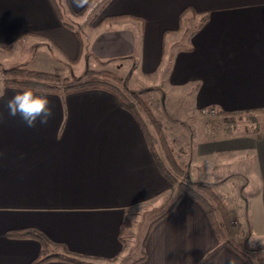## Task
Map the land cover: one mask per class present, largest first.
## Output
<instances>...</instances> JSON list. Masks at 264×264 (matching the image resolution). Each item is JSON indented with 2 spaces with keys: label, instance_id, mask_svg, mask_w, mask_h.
Returning a JSON list of instances; mask_svg holds the SVG:
<instances>
[{
  "label": "crops",
  "instance_id": "crops-1",
  "mask_svg": "<svg viewBox=\"0 0 264 264\" xmlns=\"http://www.w3.org/2000/svg\"><path fill=\"white\" fill-rule=\"evenodd\" d=\"M59 3L73 16L87 8L94 12L87 11L75 27L59 17L50 0H0V47L27 38L35 52L41 48L65 66L93 57L125 60L130 75L143 80L160 71L161 86L166 84L172 97L177 90L187 97L202 132L204 117L222 121L234 113H264V0ZM89 17L94 20L86 23ZM188 21L196 27L188 29ZM181 37H187L182 44ZM43 60L31 69L49 72L42 68ZM23 90L0 87L5 93L0 100L5 117L0 124V264H29L39 254L36 238L12 235L21 230L57 243L48 252L67 249L90 263H115L127 243L123 233L121 240L117 235L121 223L127 225L128 210L159 205L164 195H174L176 185L159 172L149 147L152 127L144 115L139 121L121 107L108 90L88 88L36 91L47 94L54 115L47 125L28 128L19 116L8 117L6 109V100ZM210 109L214 115L207 113ZM158 123L163 136L183 127L180 122ZM258 132L254 138L231 130L220 137L211 132L195 141L194 154L249 150L260 176L257 193L264 213V132ZM185 167L188 174L191 160ZM187 176L207 183L217 195L229 180L227 174L225 180L211 181ZM241 187L235 189L238 194ZM181 192L175 193L173 208L168 210L172 199L147 222L139 254L128 264H228L229 259L249 264L245 252L215 237L203 206ZM42 264L72 263L54 259Z\"/></svg>",
  "mask_w": 264,
  "mask_h": 264
},
{
  "label": "rangeland",
  "instance_id": "rangeland-1",
  "mask_svg": "<svg viewBox=\"0 0 264 264\" xmlns=\"http://www.w3.org/2000/svg\"><path fill=\"white\" fill-rule=\"evenodd\" d=\"M50 1L56 9L52 0ZM59 1L60 0L57 2L59 17L64 22L75 27L81 26L76 21H83L82 18L84 19L86 17L85 13L91 8L85 9V6L83 15L73 16L66 12L65 7L62 3H59ZM91 12H94L93 8L91 9ZM95 12H97V15L98 13H101V10H95ZM73 18L76 19L74 20ZM92 20H94V18L89 17L85 22L89 23ZM193 27H196V22L190 21L187 24V28L193 29ZM185 32H187V30ZM185 38L181 37L180 44L187 40V37ZM83 39L85 40V38ZM32 43V40L24 38L15 43L9 44V46L0 47V87L4 86V75L2 73L4 69L10 67H24L25 69H31L32 67L35 68L36 66L40 67L42 65L40 64V60H43V57H45V60H43L45 67L42 68H47L49 72L59 76L60 79H63L62 82L59 83L60 86H63L66 83L65 81L73 82V80L79 77L85 69L96 70L102 74H108L111 77H127L128 79L125 80L124 84L120 83L117 85L121 87L125 86L124 88L128 91H141V93H138V96L141 97L142 104L144 102L147 107V112L152 119H154L153 121L147 119L148 124L152 127L150 132L154 133L149 136V141L153 150L164 160V162L165 156L158 143L155 124H157L158 121H160L161 124L166 122L169 124L180 122L183 127L176 128L177 134L166 133L163 136V139L169 146L170 151L172 152L171 155L177 165L184 171L186 170L185 166L187 160H191L192 167H188L187 175L204 179L209 178L208 181L214 179L225 180V175L227 174V176H229V180L220 187L219 195L213 192L217 198L212 199L208 195L204 196L207 204L210 202L209 206L214 209L211 208L213 212V214H211L214 216V220L219 222V225L217 226V230L220 234L219 239L222 241L227 240L229 242L228 244L232 246V249L237 248L245 252L247 254L245 258L249 264H264V213L261 207L262 203L260 196L257 193L260 176L259 172L256 170L254 156H251L250 151L247 149L234 153L214 152L211 156L205 157L194 154L196 140L197 142H202L204 135L210 134L211 132L213 135L215 134L217 137H220L223 132L227 131L224 129L225 127L222 126L220 117H204V119L200 120V123H205L202 125L204 126L202 132L200 129L201 125L197 122V116L194 117L196 113L189 108L190 105L187 97L180 96L179 90H177V92L174 91L172 97L170 95V90H168L169 87H167L166 84L161 86L162 82H160L159 78L160 71H158V77L157 73H155L143 80L136 77L135 73L130 75V68L128 62L125 60H99L93 57H87L86 61L82 59L77 64L65 66L54 61L50 55L44 54L41 48L37 49L35 52V46H33L34 43ZM157 81L158 83L160 82V84L155 83L153 88H151L153 89L152 91L150 88L148 89V84ZM107 82L115 83L112 79H107ZM161 88L165 90V93L161 92ZM58 92L61 93L60 90H58ZM140 113L143 115V112ZM254 117V119L247 118L243 115L235 117L234 121L229 122L230 124L234 122L233 124L235 125V128H232L231 132L238 136H248L249 138H254L258 131L263 133L264 113H257ZM194 119H196V121H194ZM154 121L156 123H154ZM179 133L180 135H178ZM191 134L193 136L192 139H190ZM186 136L188 137L187 142H184ZM188 151L190 155L188 154ZM232 154H234V156H232ZM252 157L254 161L252 160ZM178 163L184 167L182 168ZM177 180L180 181L181 179L177 178ZM193 183L195 182L189 184V188H194V190H199L204 194L203 190L195 186ZM175 185L173 192L174 195L169 196L170 192L167 195H164L159 202V205H154L151 202L131 207L128 210L129 215L126 216L127 225L123 226L122 229L124 238H127L125 250L122 251L120 254L121 256H118L115 263L109 262L106 264H128L136 259L139 254V243L142 238V232L145 229L147 222L156 218L159 215V212L165 209L169 202H171L176 196L175 193L178 189L182 191L181 193L188 194V192L185 191L188 188H182V186L178 187L177 184ZM206 185L208 184L206 183ZM240 187L243 189L241 194H238L235 189ZM242 196L247 199H244ZM173 200H178V198ZM202 201L206 204L205 200L202 199ZM222 211L225 212L222 213ZM250 242L254 244V247L249 246Z\"/></svg>",
  "mask_w": 264,
  "mask_h": 264
},
{
  "label": "trees",
  "instance_id": "trees-1",
  "mask_svg": "<svg viewBox=\"0 0 264 264\" xmlns=\"http://www.w3.org/2000/svg\"><path fill=\"white\" fill-rule=\"evenodd\" d=\"M53 4L55 5L57 9V2L58 0H52ZM4 78H3V85L7 87H16L21 89H27L31 88L33 91L37 92H47V91H58L60 90L61 93L64 92H70L74 90L79 89H88V88H103L111 92L116 99L119 102V105L123 107L124 109H127L130 111L139 121L142 120L141 116L142 114L140 112H143V115L150 121H153L152 117L147 112L146 105L142 104V99L140 96H138V93H141V91H131L127 90L124 87L118 86L117 84H124L127 77H111L108 74H102L99 71H94L90 69H85L83 73L73 80V82L65 81L66 83L62 86L59 85L60 82H62L63 79H60L59 76L51 73V72H45V71H39V70H33V69H25L24 67H10L6 68L2 71ZM107 79H112L115 81V83H109L107 82ZM117 81V82H116ZM119 82V83H118ZM237 116V113H234L232 117H224L222 119V126L225 127L224 129L227 131H230L232 128H234V122L230 124L229 122L234 121V118ZM247 118L254 119L253 116H250L249 114L246 115ZM143 121V120H142ZM154 123H156L154 121ZM156 133L158 135V143L161 149L163 150L164 156H165V162L160 156L153 150L151 147V144L149 142V147H151L152 150V156L156 163L157 169L159 172L164 176V178L171 184H178L180 187L182 186L188 189H184L188 192V196L195 200L197 203L203 206V209L205 211V214L208 217V220L213 227V233L216 238L219 239L220 234L217 230V226L219 225V222L214 220V216L212 215V207L209 206L210 202L206 201L205 195L210 196L212 199L217 198L213 191L210 189L209 185H206L204 182H195L193 183L195 186L199 187L201 190H203V193L201 191L194 188H189V184H191V181L188 179L187 173L183 171L175 162L173 159V156L171 155L172 152L170 151L169 146L163 139V135L161 134L160 130L157 128V125L155 126ZM177 178L181 179L180 181L177 180ZM203 200L206 201V204L203 203ZM177 200H175L168 210H170ZM218 203V201H217ZM219 204V203H218ZM221 207V206H220ZM212 208V209H211ZM214 210V209H213ZM225 211H222L224 213ZM166 213V211H165ZM212 213V214H211ZM225 215V214H223ZM158 220V219H157ZM123 225L121 223L119 227V232L117 235V239L121 240L123 236H121ZM13 236L18 237H24V236H30L37 239V241L40 244V252L39 254L29 263V264H42L48 260H62L67 261L72 264H95L90 263L89 261H85L87 257H83L80 255H76L72 252H70L67 249H64V253H55L53 251L48 252L49 245L55 246L57 243L46 240L40 233L33 231V230H21L17 232H12ZM229 242L227 240L223 241V244H225L227 247H232L228 244ZM140 260V259H137Z\"/></svg>",
  "mask_w": 264,
  "mask_h": 264
},
{
  "label": "clouds",
  "instance_id": "clouds-1",
  "mask_svg": "<svg viewBox=\"0 0 264 264\" xmlns=\"http://www.w3.org/2000/svg\"><path fill=\"white\" fill-rule=\"evenodd\" d=\"M85 0H73L77 7H82ZM5 93L0 92V100H3ZM7 116H17L23 121L26 127L35 128L37 125H47L53 118L54 112L52 103L44 93H37L31 88L17 92L6 100ZM5 120L3 113H0V124ZM250 247L254 244L250 242ZM228 264H236L234 259H229Z\"/></svg>",
  "mask_w": 264,
  "mask_h": 264
},
{
  "label": "built area",
  "instance_id": "built-area-1",
  "mask_svg": "<svg viewBox=\"0 0 264 264\" xmlns=\"http://www.w3.org/2000/svg\"><path fill=\"white\" fill-rule=\"evenodd\" d=\"M207 113L211 116L215 114V111L213 109H210L209 111H207Z\"/></svg>",
  "mask_w": 264,
  "mask_h": 264
}]
</instances>
